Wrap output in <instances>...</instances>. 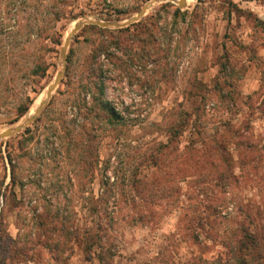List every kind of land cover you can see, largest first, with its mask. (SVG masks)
I'll list each match as a JSON object with an SVG mask.
<instances>
[{"label": "rangeland", "instance_id": "rangeland-1", "mask_svg": "<svg viewBox=\"0 0 264 264\" xmlns=\"http://www.w3.org/2000/svg\"><path fill=\"white\" fill-rule=\"evenodd\" d=\"M176 1L0 0V132L45 96L77 23L149 3L97 58L116 128L88 149L84 120L61 115L113 40L86 24L41 120L0 140V264H264V0ZM45 2L65 3L59 20Z\"/></svg>", "mask_w": 264, "mask_h": 264}, {"label": "trees", "instance_id": "trees-1", "mask_svg": "<svg viewBox=\"0 0 264 264\" xmlns=\"http://www.w3.org/2000/svg\"><path fill=\"white\" fill-rule=\"evenodd\" d=\"M44 8V16L45 19L48 20H53L57 21L62 15V10L63 7L65 6V3L59 4L58 6H53L49 4L48 2H45V4L42 5ZM54 7V8H53ZM175 15H180L184 18H187L186 13H182L181 10L176 9L174 12ZM32 17H34L32 15ZM1 21V20H0ZM141 25V22L139 24H134L132 26L138 27ZM89 28L97 30L101 35L105 36L109 34L112 36L113 40L108 43L106 40L102 39L100 43L97 46V55L95 56V53L93 57L91 58L89 63V69L86 76V82L83 87V95L84 99L83 101H76L75 98H71L72 102L75 104H71L69 108L64 111L61 115L64 118H73L76 115H79L83 120H84V125L83 126V133L86 136L87 142H90L88 149L92 148L93 149V142L97 139L98 137V132H104L107 130V128H116L121 121V116L120 112H118L117 108L106 98L105 96V89L104 85L102 82L103 75L101 74L103 69V61H98L97 58L99 56H109L111 49H123L122 48V34H131L130 30L131 28H122V29H116V30H110L107 28H102L96 25H91ZM59 36V35H58ZM62 37H58L56 40V44L60 45L61 44ZM131 51V48H129ZM68 62L70 63L69 57H68ZM91 64V65H90ZM67 69H69V66L67 65ZM89 96L91 97V103L86 102V97ZM30 106L28 104H21L19 108V116H23L27 113L29 110ZM76 108V112H75ZM46 110V109H45ZM43 112L39 115V117L36 119L37 122L41 120V117L43 115ZM74 123L76 124L75 120H73ZM88 126V127H87ZM89 155V154H88ZM91 156V154H90ZM84 156L83 158H85ZM83 160V162L86 163V161ZM9 164L11 167V185L16 186L18 181L16 179L15 175V170L17 168L16 164L13 163V160L11 158H8ZM97 158L92 160V162L88 160L89 166L91 164L96 163ZM4 185H2V188H0V196L3 198H6V192L3 191ZM8 186L5 187L7 189Z\"/></svg>", "mask_w": 264, "mask_h": 264}, {"label": "water", "instance_id": "water-1", "mask_svg": "<svg viewBox=\"0 0 264 264\" xmlns=\"http://www.w3.org/2000/svg\"><path fill=\"white\" fill-rule=\"evenodd\" d=\"M171 1H175V0H171ZM176 2H177L178 6L180 8L187 7V0H178ZM148 4L143 8V10L141 12H139V14L136 17L131 18L130 20H128L127 22H125L123 24H119V23H104V22H101V21H90V20H86V21H82V22L77 23L76 26L71 30L69 36L65 40V45H64V47L62 49V53H61V55H62V68H61L60 72L57 74L55 80L52 82L53 84L51 83L48 86L46 99L36 109L35 114L33 116H31L29 119H27L25 122H23L22 124H17L15 126L11 127V128H8V129L0 132V140L1 139H5V138H10V137L20 133L27 126H29L30 124L34 123L35 120L42 113L44 108L47 106V104L49 103V101L53 97L54 92L57 90V88L62 83V80H63V78L65 76V73H66V70H67V65H68V53H67V51H68L69 46H70V44L72 42L73 36L78 31H80L86 24H95V25H99V26L104 27V28H106V27L123 28L125 26H129L131 23L140 20L143 16L146 15V13L149 10Z\"/></svg>", "mask_w": 264, "mask_h": 264}, {"label": "bare ground", "instance_id": "bare-ground-1", "mask_svg": "<svg viewBox=\"0 0 264 264\" xmlns=\"http://www.w3.org/2000/svg\"><path fill=\"white\" fill-rule=\"evenodd\" d=\"M187 2H188V0H187ZM151 5H152V4H151ZM46 97H47V92L45 93V96H44L41 100H39V102H38V103L35 105V107L32 109V111H31L29 117L26 118L23 122H25L27 119H29L31 116H33V115L35 114L36 109L41 105V103L46 99ZM23 122H22V123H23Z\"/></svg>", "mask_w": 264, "mask_h": 264}, {"label": "crops", "instance_id": "crops-1", "mask_svg": "<svg viewBox=\"0 0 264 264\" xmlns=\"http://www.w3.org/2000/svg\"><path fill=\"white\" fill-rule=\"evenodd\" d=\"M234 1H236V0H234ZM236 3V2H235Z\"/></svg>", "mask_w": 264, "mask_h": 264}]
</instances>
